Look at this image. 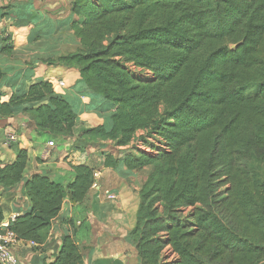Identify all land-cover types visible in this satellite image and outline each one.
I'll use <instances>...</instances> for the list:
<instances>
[{
    "label": "trees",
    "instance_id": "trees-1",
    "mask_svg": "<svg viewBox=\"0 0 264 264\" xmlns=\"http://www.w3.org/2000/svg\"><path fill=\"white\" fill-rule=\"evenodd\" d=\"M71 11L74 19L34 30L30 42L66 37L62 53L43 62L78 69L89 91L116 107L111 127L85 129L83 144L128 146L141 131L142 143L169 148L148 154L132 146L120 156L104 152L103 162L92 155L72 166L75 179L67 186L43 175L26 179L30 208L10 228L24 241L46 244L66 199L79 204L88 197L98 165L122 164L130 172L148 169L130 234L141 264H260L264 0H75ZM1 52L15 54L11 44ZM72 94L41 80L8 102L0 92V115L42 102L27 109L37 128L72 137L78 118ZM28 160L25 149L12 162L0 156V224L2 195L24 181ZM56 249L48 264H85L73 236L64 234Z\"/></svg>",
    "mask_w": 264,
    "mask_h": 264
},
{
    "label": "crops",
    "instance_id": "crops-1",
    "mask_svg": "<svg viewBox=\"0 0 264 264\" xmlns=\"http://www.w3.org/2000/svg\"><path fill=\"white\" fill-rule=\"evenodd\" d=\"M74 1L0 0L2 101L8 102L11 94L18 92L23 86L27 89L31 84L45 80L53 84L56 93L74 94L72 95L76 98L75 109L78 114L72 137L52 135L37 128L34 116L27 109L37 107L42 102H25L14 106L10 115H0L1 159L5 162L14 161L20 149L27 150L29 156L24 181L2 195L4 220L20 215L30 208L29 200L22 192L26 179L43 175L67 186L75 179L72 166L89 161L92 155L99 162H103L104 152L120 156L121 152L132 146L140 149V145H134V141L121 147L111 145V141L83 144L81 134L85 129L103 124L107 128L111 127L116 107L91 93L86 83L80 80L78 69L43 62L45 58L62 53L67 46L66 37L47 44L30 42L34 30L49 29L57 21L74 19L76 16L71 11ZM6 44L13 46V56L1 52ZM60 81L65 85H59ZM8 129L20 135V142L11 147L4 144ZM140 134L143 132H138L137 136ZM49 141H53L55 145L49 147ZM83 145L84 151L78 148ZM47 149L51 150V155L45 158L44 152ZM115 149L119 151L115 153ZM147 170L130 172L122 164L117 169L99 164L95 173V184L86 200L75 204L69 197L66 199L60 214L52 223L45 246L29 253L27 262L51 263L57 256L55 251L61 245L62 236L69 234L82 249L85 264H141L136 244L130 234L136 225L139 190L146 179ZM110 192L116 193L117 197L109 199L107 194Z\"/></svg>",
    "mask_w": 264,
    "mask_h": 264
},
{
    "label": "built area",
    "instance_id": "built-area-1",
    "mask_svg": "<svg viewBox=\"0 0 264 264\" xmlns=\"http://www.w3.org/2000/svg\"><path fill=\"white\" fill-rule=\"evenodd\" d=\"M59 85L64 86L63 81L59 82ZM20 142V135L12 130L8 129L5 136L4 144L6 147ZM140 150L148 154H158L168 150L167 143H156L154 147L146 143H140ZM55 143L53 141L48 142V146L52 147ZM51 155V150L47 149L44 152V157L47 158ZM109 199H115L116 193L110 192L107 194ZM17 215H13L9 220H3L0 224V264H29L27 258L29 253L33 252L37 247H44L35 241H24L18 237L16 232L10 228V223L16 218ZM57 253V249L55 251ZM264 264V260L260 263Z\"/></svg>",
    "mask_w": 264,
    "mask_h": 264
},
{
    "label": "rangeland",
    "instance_id": "rangeland-1",
    "mask_svg": "<svg viewBox=\"0 0 264 264\" xmlns=\"http://www.w3.org/2000/svg\"><path fill=\"white\" fill-rule=\"evenodd\" d=\"M131 68V66H130ZM132 70L134 71V73L138 74V75H141V76H144L145 73L141 72L139 69H135L134 67H132ZM140 137H141V134L139 136L136 137V139L134 140L135 144L134 145H141L139 143H141V140H140ZM149 145H151V141H149ZM111 145H112V142H111ZM93 147V146H92ZM94 148V147H93ZM111 149V148H110ZM119 150H116L115 149V153H117ZM99 153H100V149H99ZM98 153V154H99ZM148 171V170H147Z\"/></svg>",
    "mask_w": 264,
    "mask_h": 264
},
{
    "label": "water",
    "instance_id": "water-1",
    "mask_svg": "<svg viewBox=\"0 0 264 264\" xmlns=\"http://www.w3.org/2000/svg\"><path fill=\"white\" fill-rule=\"evenodd\" d=\"M235 47H236V45H235V44H232V45H231V48H232V49H233V48H235Z\"/></svg>",
    "mask_w": 264,
    "mask_h": 264
}]
</instances>
